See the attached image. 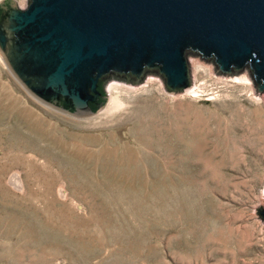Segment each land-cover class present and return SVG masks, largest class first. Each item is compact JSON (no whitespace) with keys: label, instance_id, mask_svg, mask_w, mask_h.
<instances>
[{"label":"rangeland","instance_id":"obj_1","mask_svg":"<svg viewBox=\"0 0 264 264\" xmlns=\"http://www.w3.org/2000/svg\"><path fill=\"white\" fill-rule=\"evenodd\" d=\"M188 60L190 90L110 80L80 118L0 54V264H264V94Z\"/></svg>","mask_w":264,"mask_h":264},{"label":"water","instance_id":"obj_2","mask_svg":"<svg viewBox=\"0 0 264 264\" xmlns=\"http://www.w3.org/2000/svg\"><path fill=\"white\" fill-rule=\"evenodd\" d=\"M0 54L36 99L80 118L105 108L110 80L190 90L189 56L217 75L248 71L260 96L264 0H1ZM256 213L264 220V206Z\"/></svg>","mask_w":264,"mask_h":264}]
</instances>
